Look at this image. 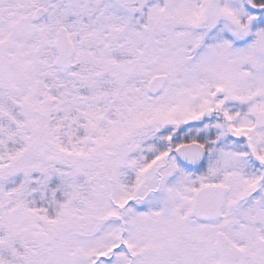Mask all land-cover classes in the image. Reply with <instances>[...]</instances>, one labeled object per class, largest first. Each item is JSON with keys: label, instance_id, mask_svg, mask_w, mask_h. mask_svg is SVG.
Listing matches in <instances>:
<instances>
[{"label": "snow or ice", "instance_id": "1", "mask_svg": "<svg viewBox=\"0 0 264 264\" xmlns=\"http://www.w3.org/2000/svg\"><path fill=\"white\" fill-rule=\"evenodd\" d=\"M0 264H264V0H0Z\"/></svg>", "mask_w": 264, "mask_h": 264}]
</instances>
